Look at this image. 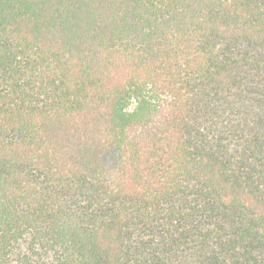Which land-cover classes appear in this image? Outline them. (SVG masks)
I'll use <instances>...</instances> for the list:
<instances>
[{"label": "trees", "instance_id": "trees-1", "mask_svg": "<svg viewBox=\"0 0 264 264\" xmlns=\"http://www.w3.org/2000/svg\"><path fill=\"white\" fill-rule=\"evenodd\" d=\"M0 264H264V0H0Z\"/></svg>", "mask_w": 264, "mask_h": 264}]
</instances>
